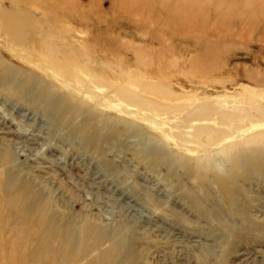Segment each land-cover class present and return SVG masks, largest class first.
<instances>
[{"label": "rangeland", "instance_id": "374dc122", "mask_svg": "<svg viewBox=\"0 0 264 264\" xmlns=\"http://www.w3.org/2000/svg\"><path fill=\"white\" fill-rule=\"evenodd\" d=\"M0 264H264V0H0Z\"/></svg>", "mask_w": 264, "mask_h": 264}, {"label": "bare ground", "instance_id": "6f19581e", "mask_svg": "<svg viewBox=\"0 0 264 264\" xmlns=\"http://www.w3.org/2000/svg\"><path fill=\"white\" fill-rule=\"evenodd\" d=\"M8 32V31H7ZM54 54V53H53ZM54 61V60H53ZM68 62H69V65H71V67H74V66H77V62H76V60L75 59H69V60H67ZM46 63H48V62H46ZM61 63V62H60ZM66 64H67V62H66ZM54 66H56V65H54ZM67 66H68V64H67ZM51 68H53L52 66H51ZM62 68H64V66H62ZM55 70V69H54ZM68 70V69H67ZM70 70V69H69ZM68 70V71H69ZM75 71V70H74ZM78 72H81V69H78ZM5 73V72H4ZM64 74H63V76L64 77H67L68 79H70V80H75V79H77V76L75 75V74H70L69 72L67 73V72H63ZM82 73H84V71L82 70ZM55 74V73H54ZM57 74V73H56ZM59 74V73H58ZM87 74V73H86ZM85 74V75H86ZM62 76V77H63ZM91 77V76H90ZM89 79V78H88ZM91 79V78H90ZM10 80V79H9ZM8 80V82L9 83H11V82H14L13 80L12 81H9ZM85 80V79H84ZM78 82H79V79H78ZM81 83V82H80ZM15 85H18V86H20V87H22L23 89H24V91H25V93L26 94H30L32 91H34L33 90V88L32 87H30V86H27V88H25V86L24 85H22L23 83L22 82H20V81H17V82H15L14 83ZM88 84V83H87ZM96 84V83H95ZM85 85V84H84ZM97 87H98V85H97ZM87 89H88V87H86ZM92 88V87H91ZM66 91V90H65ZM35 92H37V94H35ZM90 92H92L91 90H90ZM39 94H41V93H39L38 91H34V95L36 96V97H38V95ZM102 95H104V94H102ZM40 96V95H39ZM45 96L48 98L49 97V95H46L45 94ZM109 97V96H108ZM39 98V97H38ZM95 98V97H94ZM34 99L35 100H37V98H35L34 97ZM50 99H53L54 101H60L61 100V98L59 97V96H56V95H51V97L49 98V100ZM40 100H41V98H40ZM46 108H48V109H52V107L51 106H48V105H46ZM249 141V140H248ZM12 182V181H11ZM12 184V183H11ZM26 190V189H25ZM26 192V191H25ZM29 198V197H28ZM28 201V200H27ZM13 225V224H12Z\"/></svg>", "mask_w": 264, "mask_h": 264}]
</instances>
